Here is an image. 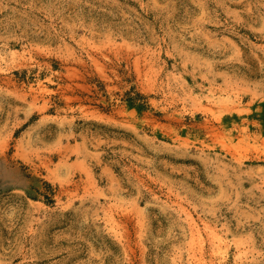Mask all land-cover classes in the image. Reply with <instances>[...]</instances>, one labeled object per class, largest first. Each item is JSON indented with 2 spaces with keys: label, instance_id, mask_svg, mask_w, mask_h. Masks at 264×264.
Here are the masks:
<instances>
[{
  "label": "rangeland",
  "instance_id": "rangeland-1",
  "mask_svg": "<svg viewBox=\"0 0 264 264\" xmlns=\"http://www.w3.org/2000/svg\"><path fill=\"white\" fill-rule=\"evenodd\" d=\"M0 264H264V0H0Z\"/></svg>",
  "mask_w": 264,
  "mask_h": 264
}]
</instances>
